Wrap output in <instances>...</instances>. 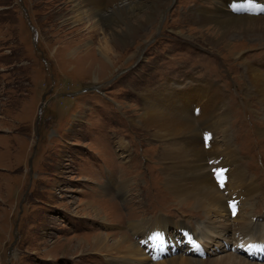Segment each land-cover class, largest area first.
<instances>
[{
    "label": "rangeland",
    "instance_id": "1",
    "mask_svg": "<svg viewBox=\"0 0 264 264\" xmlns=\"http://www.w3.org/2000/svg\"><path fill=\"white\" fill-rule=\"evenodd\" d=\"M218 2L223 17L264 16L260 0H164L159 9L148 1L128 11L140 30L121 45L111 44L106 19L78 23L70 0H0V264H144L123 262L118 250L94 249L98 236L110 245L120 234L146 257L164 261L162 229L177 235V222L195 225V246L205 251L194 246L192 253L207 264L230 255L264 264L249 260L245 249L252 257L264 253V217L254 219L264 211V129L238 79L245 62L264 71V42L214 44L219 35L197 21L202 11L220 10ZM92 62L97 68L87 69ZM211 81L223 92L244 169L260 186L237 221L215 215L208 223L192 201L175 199L160 142L133 121L141 95L164 86L194 113L200 86ZM208 98L214 106V93ZM144 220L161 228L153 240L164 250L155 249L156 257L142 230L129 226Z\"/></svg>",
    "mask_w": 264,
    "mask_h": 264
},
{
    "label": "bare ground",
    "instance_id": "2",
    "mask_svg": "<svg viewBox=\"0 0 264 264\" xmlns=\"http://www.w3.org/2000/svg\"><path fill=\"white\" fill-rule=\"evenodd\" d=\"M148 1L151 2L153 7L156 6L157 9L160 8L159 6L166 4L163 3L164 0H70L74 13L78 17V23H90L95 19L100 21L103 18L106 19L107 24L110 26L108 35L110 36L111 44L121 45L125 43V39L127 41V38L134 37L137 30H140V24L138 27L130 24L128 11L132 10V6H143L144 4L142 3ZM260 1L264 2V0ZM218 5L220 10L214 13L208 11L200 12L198 14L199 21H197L198 26L201 25L200 29L208 26L206 29L207 33L219 35V39L214 44H218V41H220L228 48L230 39L233 41L241 38H246L252 42H264V32L253 30L264 27V16L227 18L223 17L221 13L225 9L224 6L219 2ZM108 8L111 14L105 18L104 12H108ZM154 13H152L150 19L155 17ZM116 19L117 21H115ZM247 26L250 27L247 28ZM117 28L119 30H114ZM231 29H241L242 32L240 34H231ZM125 30L127 31L125 34L126 38L118 37ZM110 49H112L113 53V48L111 47ZM95 65L97 64L92 62L87 69L94 70V68H97ZM238 79L241 82V93L246 99V103L249 105L248 101H253L258 105L261 111V120L258 123L264 129V71L245 62L242 71L239 72ZM199 92L194 113L186 111L185 105L187 102L184 99L175 103V98L170 97L171 94L169 95V86H164L162 91L156 94L149 92V94L141 95L142 106L133 121L143 131L151 132L153 130L154 139L160 142L159 158L166 162L164 164V169L167 173L166 183L170 186L175 199L180 198L185 201H192L196 210L203 211L204 216L208 218V223L213 221L211 218L215 215L221 217L230 215L232 216L231 219L237 221L241 218V208L245 206L248 200L253 199L260 186L253 180L254 177L252 179L251 175L249 176L244 169L245 165L241 162L242 158H240L237 146L232 141L230 128L228 127V109L223 103V92L212 81L202 84ZM212 92L214 93V99H212L215 103L214 106H212L213 102L208 98ZM184 102L185 105L183 104ZM262 137H264V130ZM236 139L240 141V136H237ZM219 170H225V186L223 188L219 186L215 175V172ZM252 175L256 176L257 174L253 172ZM116 182H120V180ZM121 184L122 187L123 185L126 187V182ZM118 186L119 184L117 183L116 187ZM125 191L124 187L123 190L118 191L121 193V197L126 194ZM229 205L233 211L232 213L229 211ZM233 205L235 206L234 210ZM145 222L146 220L131 222L129 226L131 230L136 232L142 230L143 235L151 234L152 238L156 239L157 234H155V231L159 232L161 228L156 227L153 229L150 227V221L144 224ZM247 223L248 221H245L243 225ZM162 231L166 232V228L162 229ZM98 237L99 240H92L94 249H97L98 252L118 250L120 254H123V262H132L135 259L137 262H145L144 264H207L195 256L194 252L192 253L195 249H197V252H195L198 254L203 252V248L200 245L197 244L195 246V240L190 241L185 252L181 251L180 254L176 255V251L179 248L176 245L175 248L177 250L167 253L168 259L155 262V260L146 257L145 253L143 255L140 250L141 247L139 249L135 243H131L124 234H120L110 245L103 238L105 236ZM247 241L249 240L245 242ZM194 246L195 249H193ZM256 246L261 245L258 244ZM160 250L163 251L164 247ZM238 250L240 249L234 250L236 255L239 254ZM253 256L257 257V252H254ZM261 256L264 258V253H261ZM157 258L161 259L162 256H157ZM241 261L242 264H247L245 260L238 259L235 255H230L213 264H240Z\"/></svg>",
    "mask_w": 264,
    "mask_h": 264
},
{
    "label": "snow or ice",
    "instance_id": "3",
    "mask_svg": "<svg viewBox=\"0 0 264 264\" xmlns=\"http://www.w3.org/2000/svg\"><path fill=\"white\" fill-rule=\"evenodd\" d=\"M225 170H219L215 172L217 181L219 183V186L223 188L225 186V177H224ZM235 209V206L233 205V210ZM156 239H160L159 236L156 237Z\"/></svg>",
    "mask_w": 264,
    "mask_h": 264
},
{
    "label": "water",
    "instance_id": "4",
    "mask_svg": "<svg viewBox=\"0 0 264 264\" xmlns=\"http://www.w3.org/2000/svg\"><path fill=\"white\" fill-rule=\"evenodd\" d=\"M36 137H38V134H37V136Z\"/></svg>",
    "mask_w": 264,
    "mask_h": 264
}]
</instances>
